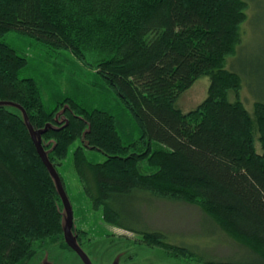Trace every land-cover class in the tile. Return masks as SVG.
<instances>
[{
    "label": "trees",
    "instance_id": "16d2710c",
    "mask_svg": "<svg viewBox=\"0 0 264 264\" xmlns=\"http://www.w3.org/2000/svg\"><path fill=\"white\" fill-rule=\"evenodd\" d=\"M250 4L0 0V264L33 259L38 242L72 249L67 211L73 216L58 168L74 142L83 190L110 225L138 233L147 245L192 255L160 231L124 222L134 218L135 195L147 204L184 203L217 228L225 241L220 245L232 241L233 251L246 250V263L264 264V102H255L251 114L246 110L242 78L228 63L237 56L244 25L251 24ZM10 32L66 50L93 69L139 133L127 135L114 114L82 104L80 93L56 96L48 105L36 79L24 76L27 59L4 41ZM203 76L209 79L206 98L191 111L177 109L179 96ZM88 152L105 159L91 162Z\"/></svg>",
    "mask_w": 264,
    "mask_h": 264
},
{
    "label": "rangeland",
    "instance_id": "374dc122",
    "mask_svg": "<svg viewBox=\"0 0 264 264\" xmlns=\"http://www.w3.org/2000/svg\"><path fill=\"white\" fill-rule=\"evenodd\" d=\"M249 1L252 5L246 13L248 15L249 9L253 8L251 24L249 21L244 25L237 56L231 57L228 63L229 66L233 63V71L242 78L240 99L251 114L255 102H264V0ZM3 39L27 59L24 76L36 79L48 105L54 103L56 96L77 97L80 93L78 99L82 104L106 109L114 114L118 124L128 132L127 135L136 136L139 133L138 124L116 93L105 86L102 78L94 75L93 69L81 64L68 51L55 50L16 32H10ZM91 83H95L94 87ZM208 87V77H200L179 96L176 108L183 112L195 109L206 98ZM230 100L233 101V97ZM254 144L257 152L261 153L262 143L258 135ZM78 145V142H74L70 146L58 168L64 179L69 211L73 216L71 227L74 229L69 237L72 249L57 241L48 244L38 242L35 256L24 264H204L210 260L249 264L245 262H249V257H246L244 248L236 247L233 251L236 244L228 240L230 244L220 245L224 237L221 234L219 237L217 228L208 222L198 208L184 203L158 201L147 204L145 197L135 195L134 218L125 219L124 222L140 231H160L168 243L188 247L192 255L180 256L160 246L147 245L138 233L104 221L102 210H94L75 171L73 153ZM87 156L94 163H101L105 159L96 152H88ZM143 165L146 167L145 162Z\"/></svg>",
    "mask_w": 264,
    "mask_h": 264
},
{
    "label": "water",
    "instance_id": "95a60500",
    "mask_svg": "<svg viewBox=\"0 0 264 264\" xmlns=\"http://www.w3.org/2000/svg\"><path fill=\"white\" fill-rule=\"evenodd\" d=\"M67 216H68V219H69V228L67 229V237H66V240L69 243V237L71 236V234H70V227H71V221H72V219H71V215H70V213L68 211H67ZM69 245H70V243H69Z\"/></svg>",
    "mask_w": 264,
    "mask_h": 264
},
{
    "label": "bare ground",
    "instance_id": "6f19581e",
    "mask_svg": "<svg viewBox=\"0 0 264 264\" xmlns=\"http://www.w3.org/2000/svg\"><path fill=\"white\" fill-rule=\"evenodd\" d=\"M3 37V36H2Z\"/></svg>",
    "mask_w": 264,
    "mask_h": 264
}]
</instances>
